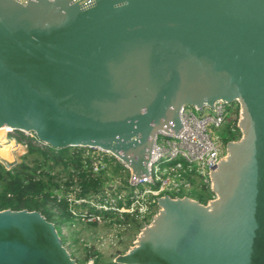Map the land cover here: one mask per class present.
<instances>
[{"label": "water", "instance_id": "obj_1", "mask_svg": "<svg viewBox=\"0 0 264 264\" xmlns=\"http://www.w3.org/2000/svg\"><path fill=\"white\" fill-rule=\"evenodd\" d=\"M240 106L215 198L157 199L116 264H264V0H0V130L148 175L184 108ZM103 189L112 191L114 182ZM0 264H77L40 212L0 210Z\"/></svg>", "mask_w": 264, "mask_h": 264}, {"label": "trees", "instance_id": "obj_2", "mask_svg": "<svg viewBox=\"0 0 264 264\" xmlns=\"http://www.w3.org/2000/svg\"><path fill=\"white\" fill-rule=\"evenodd\" d=\"M227 122L220 128V140L224 145L237 141L242 134L238 127L240 119V106L237 102L228 106ZM14 136L18 144L26 147V153L21 156L20 162H0V210H28L40 212L49 222L53 223L56 231L66 249L67 238L65 229H72L76 217L81 218L83 213L74 214L78 208L88 209V213H96L95 207L90 203L74 204L75 200H94L102 203L104 196L103 184L119 178L121 183L128 185L129 171L114 157L107 153L95 152L88 148L74 147L67 149H54L42 145L35 136L20 131L9 134ZM95 153L105 163V168L94 171L90 157ZM101 156V157H100ZM191 188L182 194L204 205L215 198L210 186L203 180L191 179ZM124 205L119 201L118 207ZM130 206V201L126 204ZM104 220H110L123 228L125 233L140 231L143 228L139 220L140 213H117L115 211L102 212ZM94 226L95 224H85ZM70 253V252H69ZM77 264L80 263L73 255ZM97 253L87 256L83 264L92 259V264H103ZM108 264H116L111 261Z\"/></svg>", "mask_w": 264, "mask_h": 264}, {"label": "built area", "instance_id": "obj_3", "mask_svg": "<svg viewBox=\"0 0 264 264\" xmlns=\"http://www.w3.org/2000/svg\"><path fill=\"white\" fill-rule=\"evenodd\" d=\"M228 106L229 104L223 101H217L213 107L193 108L194 111L201 113L200 116L189 108L182 109L180 119L183 129L176 135L164 131L157 135L148 164V175L137 178L127 169L130 173L128 186L135 189L129 196L130 206L123 205L119 208L113 198H107L102 194L103 202L106 201L102 202L99 209L91 202L90 205L97 209L96 213H83L82 220L90 223L102 221L104 220L102 212L111 210L117 213L139 211L142 214L143 211L138 205L145 196L154 198L155 201H152L154 203L157 202V198L165 195L173 199L181 198L182 194L191 188L193 178H201L212 190L211 173L218 169L220 162L228 153L227 144L224 145L215 133V130L227 122ZM97 158L95 153L90 157L95 172L100 171L96 165ZM88 202L81 199L75 200L74 204ZM74 214L77 215L76 210Z\"/></svg>", "mask_w": 264, "mask_h": 264}, {"label": "rangeland", "instance_id": "obj_4", "mask_svg": "<svg viewBox=\"0 0 264 264\" xmlns=\"http://www.w3.org/2000/svg\"><path fill=\"white\" fill-rule=\"evenodd\" d=\"M189 109L194 111L193 107H190ZM194 112L198 116L201 115L200 112ZM215 133L217 136L218 134L220 135V129L215 130ZM2 137L7 138L8 142L3 143L0 140V147L2 146L3 148H7L8 152L6 156H0V162H3L5 165L8 163L20 162L21 156L26 153L25 145L18 144L16 138L14 136L10 137L9 134H7V131L0 132V139ZM96 165L99 166L100 170H103L106 166L99 158H97ZM196 179L202 180L201 178ZM108 181L114 182V189L109 191L102 188L103 192L100 196L103 194L104 196H107V198H113L115 205H118L120 200L124 202V205H126L130 201L129 196L131 192L135 189L125 185V183H121L119 178L110 179ZM151 198L152 197L145 196L144 200L140 201V205H138V208L143 211L139 220L142 221L144 227L152 223L153 218L159 211L157 202H152L153 200L155 201V199ZM88 201V203L93 202L98 209L102 204L100 202H94V200ZM144 202L146 204H144ZM78 212L87 213L89 210L87 208H78L76 209V213ZM85 224L95 225L91 227L86 226ZM143 228H141L140 231H130L125 233L123 228H119V226L115 224H110V220L105 221L102 219V221L90 223L83 221L82 218L76 217V223L72 229H65L64 235L67 238V247L69 248V252L73 253L74 257L80 263L83 264L87 256L97 253V256H99L102 263L108 264L111 261L114 262L119 255L125 254L135 246L137 238ZM86 264H92V259H90V261Z\"/></svg>", "mask_w": 264, "mask_h": 264}, {"label": "bare ground", "instance_id": "obj_5", "mask_svg": "<svg viewBox=\"0 0 264 264\" xmlns=\"http://www.w3.org/2000/svg\"><path fill=\"white\" fill-rule=\"evenodd\" d=\"M3 131L5 132V131H7V129L4 128V129L0 130V132H3ZM0 140L3 143H7L8 142V139L4 138V137H2ZM7 152H8L7 148H3L2 146L0 147V156H6Z\"/></svg>", "mask_w": 264, "mask_h": 264}]
</instances>
